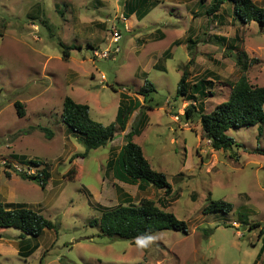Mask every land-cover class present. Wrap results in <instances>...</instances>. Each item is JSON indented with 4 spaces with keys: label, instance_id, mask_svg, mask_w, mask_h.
<instances>
[{
    "label": "rangeland",
    "instance_id": "rangeland-1",
    "mask_svg": "<svg viewBox=\"0 0 264 264\" xmlns=\"http://www.w3.org/2000/svg\"><path fill=\"white\" fill-rule=\"evenodd\" d=\"M130 2L137 18L128 17ZM211 2L0 0V200L32 208L56 225L38 237L17 227L0 231V264H264V122L231 127L235 145L224 151L203 136L198 118L185 117L193 100L202 113L226 101L245 62L257 59L246 73L264 86V24H243L231 1L208 15ZM115 26L122 36L117 54L111 53ZM189 39L196 41L192 49ZM62 44L74 47L67 58ZM108 49L107 57L94 55ZM184 70L191 83L206 81L208 97L178 94ZM146 80L157 91L145 103L137 92ZM124 94L145 104L131 115L128 131L146 112L134 139L166 175L169 194L107 171L124 143L120 130L106 146L73 159L86 147L62 120L65 97L88 104L91 117L108 125ZM142 198L184 220L188 232L166 229L131 241L91 223L106 209ZM218 199L232 210L206 212Z\"/></svg>",
    "mask_w": 264,
    "mask_h": 264
},
{
    "label": "trees",
    "instance_id": "trees-1",
    "mask_svg": "<svg viewBox=\"0 0 264 264\" xmlns=\"http://www.w3.org/2000/svg\"><path fill=\"white\" fill-rule=\"evenodd\" d=\"M226 1L235 4V11L243 24L252 21H259L264 24V6L259 5L254 0H212L206 13L213 16L217 15ZM127 7L129 17L136 13L138 6L130 2ZM138 14L139 12H137ZM143 14L139 15V19H143ZM195 44V40L189 39L188 47L190 49ZM64 47V57L67 58L70 50L74 47ZM163 55L170 56V49L166 50ZM256 61L257 59H253L249 63L245 62L241 65L242 75L234 83L229 98L218 104L214 110L202 113L194 100L185 110V117L188 120L197 118L200 120L203 136L209 139L211 146L216 150H232L235 140L227 134V130L231 127L256 125L264 122V86L251 83L246 73ZM188 76L189 71L184 70L178 84V94L197 101L208 97L209 92L206 89V81L199 80L191 83ZM156 91L155 84L150 80H146L137 94L143 96L146 103L151 100L152 94ZM143 105L145 104H142L140 100L124 94L121 97L114 122L104 125L91 117L88 104L79 103L71 96H66L63 102L62 120L86 147L84 153L74 155L73 159L78 156H86L92 149L106 146L115 139L118 130L126 131L131 115ZM15 106L18 114L24 116V104L16 101ZM149 107L151 106L149 105ZM140 116L139 123L124 135V144L117 155L109 160L107 171H111L114 178L123 183L138 184L141 188L152 184L158 189H164L169 194L172 187L166 175L152 167L142 147L135 142V136L142 134L148 121L146 112H142ZM231 156L235 160L239 159L236 152H233ZM32 162L38 164L34 160ZM8 175L10 176L9 173ZM21 175L24 178H37V173H21ZM48 176L46 175V177ZM41 184L42 187L46 186L45 179L44 181L41 180ZM232 208V203L218 199L212 200L205 210L206 212L213 210L230 212ZM91 223L94 225L99 224L104 235L131 241L150 238L154 233L166 229L188 232V225L184 220L179 219L173 212L161 208L150 198H142L138 204L122 203L117 207L106 209L100 219H94ZM259 225L260 223L251 224L253 228ZM7 227H17L25 233L38 237L45 229H54L56 225L32 208L23 205L9 207V204L0 201V231L5 230ZM260 233L264 236V228L261 229Z\"/></svg>",
    "mask_w": 264,
    "mask_h": 264
},
{
    "label": "built area",
    "instance_id": "built-area-1",
    "mask_svg": "<svg viewBox=\"0 0 264 264\" xmlns=\"http://www.w3.org/2000/svg\"><path fill=\"white\" fill-rule=\"evenodd\" d=\"M124 16V15H123ZM123 19H125V16L123 17ZM112 32H113V34H112V36H113V43H116L115 44V48H114V51L113 52H111V50H106L105 52H104V54H100L98 51L99 50H96L95 51V56H97V57H107L108 56V53L109 52H111V53H113V54H117V53H119L120 52V47H119V41H120V39L122 38V36L120 35V31L117 29V27L115 26L114 28H113V30H112Z\"/></svg>",
    "mask_w": 264,
    "mask_h": 264
},
{
    "label": "crops",
    "instance_id": "crops-1",
    "mask_svg": "<svg viewBox=\"0 0 264 264\" xmlns=\"http://www.w3.org/2000/svg\"><path fill=\"white\" fill-rule=\"evenodd\" d=\"M136 13H137V12H136ZM136 13H134L133 15H131L130 18H133V17L137 18ZM128 124H129V123H128ZM127 132H128V125H127V129H126V131H124V132L121 131V135H125ZM123 144H124V143H123ZM123 144H122V145H123ZM117 153H118V152H117ZM9 174H10V176H11L12 173H9ZM6 175H8V173H6ZM10 176H9V177H10ZM10 178H11V177H10ZM13 197H14V195H13L12 191H10V197H9V199L12 200ZM1 200H2V199H1ZM1 200H0V201H1ZM1 202L5 203V204H9L7 198H5L4 200H2ZM13 203H14V202H13ZM15 251H17V250L15 249Z\"/></svg>",
    "mask_w": 264,
    "mask_h": 264
},
{
    "label": "water",
    "instance_id": "water-1",
    "mask_svg": "<svg viewBox=\"0 0 264 264\" xmlns=\"http://www.w3.org/2000/svg\"><path fill=\"white\" fill-rule=\"evenodd\" d=\"M244 229H245V227H244Z\"/></svg>",
    "mask_w": 264,
    "mask_h": 264
}]
</instances>
